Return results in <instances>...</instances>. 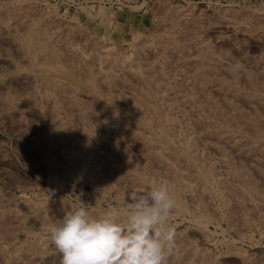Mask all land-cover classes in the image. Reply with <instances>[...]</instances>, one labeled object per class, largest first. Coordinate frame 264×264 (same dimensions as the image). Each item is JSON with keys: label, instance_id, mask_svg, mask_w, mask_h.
Listing matches in <instances>:
<instances>
[{"label": "bare ground", "instance_id": "obj_1", "mask_svg": "<svg viewBox=\"0 0 264 264\" xmlns=\"http://www.w3.org/2000/svg\"><path fill=\"white\" fill-rule=\"evenodd\" d=\"M167 7L170 6L167 5ZM164 8H166V6ZM226 8L223 9L225 14H219L223 19V21H220L221 28L230 31V28L233 29L234 27L235 29V27L241 28V26H243L246 30L244 32L245 34L241 36L245 37L247 34L246 31L249 32L251 35L247 34L249 36L248 38L246 36V38L250 41H256V39L258 41L264 36V33H261L262 35L259 34L261 37L256 36L255 33V35L252 34V30L264 28V16H261L262 20H260L261 18L258 17L260 14L256 15L252 11V13L245 12L243 14L241 12L242 14H240V10H238L239 14L235 11L236 14H230V9L228 13ZM1 10L0 124L1 127L3 126L2 129L6 128L8 131L11 130L13 132H10L11 135L15 133L14 136L16 135V137H18L16 139L19 141L18 144L22 155L27 152L33 153L32 155L36 154L41 162L39 165L43 166V169L50 173L49 175L43 174L45 177H49V179L46 178L47 181L49 180V182L56 183L57 186H60L62 181L65 182V180H61L60 177L53 176L50 170L60 172L65 178L71 180H74L76 175H79L85 180L91 181L94 185L95 189L93 188V191L90 189L89 192H93L90 193L95 197L103 195V191L107 189L116 190L119 197H122L124 194L134 190H145L156 186L160 181H166L175 199L174 213L175 211L187 213V209L189 208L186 203L187 201H185V197L191 199L196 209H202L204 207V201L208 199L207 197L209 196H205L206 191L204 192V189L201 190L200 184L202 183L201 179L206 178L205 180L208 179L217 186L218 191L225 199L228 212V221L226 219L228 223H226L232 233L235 232L239 235L242 230L244 231L245 228L249 227L243 228L242 226L244 225H240L243 229H236L235 226H233V220L237 211L243 212L246 217L252 212L254 217H256L253 218L252 216V222L256 219L255 224H257V226L264 225V204L257 201L259 196H263L264 198V147L260 144L264 142V52L260 56H256V59H252L253 57L250 59L252 54H248L250 57L244 55L246 57V62L250 59V64H248L249 66L251 65V67L248 68V66V69L245 67L243 68L242 66H244L246 62L244 65H241L242 61H239L241 64H238V62L234 63L235 61H231L229 57L227 58V55H229L226 53L227 50L224 51L227 55L222 54L223 51L220 54H216V50H213L212 46H210L211 44H209L211 42L208 43V41L201 38L198 31L199 28H205V25H203V20L206 22L205 19L202 20L201 16L199 17L198 14H196L197 17H194V14L191 15L192 13L189 14L188 11L186 12L188 14H186L184 10V13L180 11L174 12L177 10H174V8L172 10H167L166 8L165 11L163 10L164 12L162 11V13H160L162 14L160 15L161 20L159 19L160 21L157 22V24L162 22L160 28L163 27L161 25H166V27L164 26L163 29H160L158 26L157 28L155 27L157 30L159 29V31L154 30L153 32H155V34L151 32L153 35H150L151 37L147 42L145 40L140 42V46H142L140 52L135 50V48L134 51L136 52L132 54L130 50L131 56L128 55L130 54L129 52L127 55L125 52V55H122L123 53L121 55L116 54L113 48L105 45L106 42L97 43L93 41L94 43H92L89 38L90 36L87 37L88 33L84 34L85 24L83 25L84 29L82 31L80 27H76L78 23L71 24L69 22L70 24H64L65 21H62L63 24H61V22L59 23L56 20H52L53 18L51 20L47 19L48 21L44 19L46 23H43L40 17L42 15L40 14L41 12L39 13L40 16L37 14L36 16H38V18L35 17L33 20L23 21L22 19V21H16L14 17V14H17L16 12L8 14L6 17L1 14ZM8 12L10 13L11 10L7 11V13ZM17 12L19 13L20 11ZM259 12L261 13V11ZM51 13L52 12L47 14L48 18H51L49 16ZM175 13L177 14L174 15ZM55 14L56 13H54V15ZM204 15H206L204 16L205 18L208 17V13ZM39 17L41 19H39ZM52 17L54 16L52 15ZM190 17L192 18L191 21H189ZM209 17L212 16L209 15ZM213 17L216 19L217 16L215 15ZM209 19L210 18H208V20ZM69 20L71 21V19ZM188 21L192 24V26L190 25L191 28L188 27ZM186 24L187 27L185 26ZM209 24H207V26H209ZM214 24L215 23H213V25ZM216 26L217 25H214V27ZM85 30H87V28ZM261 31H264V29ZM136 34L140 36V33L137 32ZM229 34L231 33L229 32ZM95 38L96 37H94L93 40H95ZM78 39H82L81 42H78ZM247 39L244 38L243 41ZM263 41L264 40H262V42ZM110 43L108 44L110 45ZM248 43L251 42L248 41ZM254 44L256 43H253V45ZM112 46L114 45L112 44ZM130 46L133 47L132 45ZM122 48L123 46L121 49ZM247 49L249 51V48ZM170 52L174 53L176 62L172 64L175 65V67H171L182 74L186 84L188 82L190 86L199 92L195 95L194 93L196 91L193 90L195 92L193 93V91H191V94L188 93L186 97H182V95L179 94L182 98L185 97L184 101L190 102V108L192 109L190 116L185 118V122L183 121L184 124H182L183 122L181 123L182 119L178 121L179 119H177L176 116V109L180 108L181 103L178 102L180 106L176 105L174 100V103L170 100L172 98H168L170 101L166 102V98L163 95V93H165L163 92L164 89L168 86L167 82H170V72H167L169 68H167L166 65L167 63L171 65V60L170 64L167 60L169 58L168 55H173H170ZM245 54H247V51ZM157 55L162 58L161 64L159 60H157L159 63L156 61ZM242 58H244L243 54ZM158 73L160 75H158ZM171 78L172 76L170 79ZM180 82L182 81H179V83ZM188 88L190 89V87H186V89ZM175 90L177 89L175 88ZM182 104L185 105L186 103L184 102ZM180 113L183 118L182 113L184 112L181 110ZM29 124L34 128L30 131H34V133H31L33 136L28 133L27 128L31 126ZM181 135H183V140ZM164 139H168L169 141L181 139L180 141H183L186 151L192 154L199 162V172L195 171L196 169L194 170L192 168L188 161L185 160L186 158H183L184 155L182 156V154L179 153L178 150L180 148L178 150L175 149L178 152L174 149L172 150V146H170V148L166 146L168 143L165 144ZM168 140L167 142H169ZM15 141L17 143V140ZM201 141H204L203 144H211V148L213 147L214 152L216 151L215 153H218L217 161L222 163L225 169H227L228 179L226 181H222L218 178L217 174L219 173L217 172H220V169L216 171V167H213L214 164L213 161H211L212 157L210 156L211 160L207 157L210 155V152L206 154L207 156H204V158L201 157L202 154L201 156L198 155V145L202 143ZM172 143L173 142H171V144ZM3 145L2 147L5 148ZM199 146H201V144ZM2 150L0 148V171L3 175V172L6 173V170L12 168V165L10 166L4 154L7 151L3 152ZM9 156L10 155H8V157ZM10 157H12V154ZM27 159L29 158H26V160ZM191 160V163H193L194 160ZM8 173L10 174V172ZM22 179L25 180L26 176ZM24 180L17 181L22 183V181L25 182ZM10 182L16 183V181ZM19 182H17L15 186H17ZM32 183L30 182V185ZM72 183L74 184V182ZM69 184L71 185V183ZM35 186L36 183L33 187ZM25 187L27 188V186H24V188ZM22 188L23 187H21V189ZM76 188L79 189V187ZM0 190L2 193L5 189L3 190L1 188ZM238 190H242V194H240ZM116 192L114 193L116 194ZM1 193L0 264H43L46 260V256H48L47 254L55 248L51 240L44 242L42 240L43 237L36 238L34 244L26 246L22 243L24 247L19 249H17L18 247L16 248L14 244H16V241L23 239V237L31 236L32 232H30L28 226L40 225V228L44 226L48 227L51 220H48L47 214L49 213L44 209L46 204L44 205L41 200H37L36 202L32 200L33 202H30L23 199L24 202H21L23 203L21 207L36 210L35 215H32L33 217L28 219L26 218L27 216L22 213L25 209H18V207H20L18 205L20 204L16 205V202V204H14V201L12 202L10 200V205L4 207V200L6 199L8 201V192L6 193L5 191L6 196ZM35 193L38 194V192ZM23 194L25 193L23 192ZM40 195L43 194L41 193ZM43 200H47V198ZM120 201L121 200L118 202ZM123 201L126 202L125 200ZM59 202L60 201H58L57 204ZM63 203L64 202H62V204ZM207 205L209 206V204ZM207 205L205 207L210 209L211 207L209 206L210 208H208ZM210 205L212 204L210 203ZM93 206L91 207L94 208L95 206ZM98 206L100 207L101 205L98 204ZM205 207L204 209H206ZM28 209H26V211ZM123 209L121 210L123 211ZM26 211L24 213H26ZM102 213L103 212L98 211L94 213V215ZM125 213L127 212L125 211ZM52 214H49L51 215L49 217H52ZM172 216H170V218ZM224 216L227 215L224 214ZM53 218L54 217L51 218L52 221ZM184 220H187V218ZM249 220H247L248 223L250 222ZM187 221L191 225L192 230L195 231L194 233H205V231L208 230V225L214 223L211 222L212 220L207 214L191 216ZM224 223L222 224L224 225ZM185 227L187 226H184V228ZM218 228L221 229L222 227ZM181 229L178 231L174 230V246L167 256L165 264H182L184 258L192 260L199 258L204 261L211 260L210 256L213 253L212 251L211 254L209 253L211 248L201 250L198 247V243L193 241L195 238L193 237V240H191L188 236L192 231L187 234V231L185 232ZM250 229L251 228H249V230ZM222 231H224V229ZM37 232L38 231L35 232L36 235ZM34 235L32 234V236ZM191 235H193V233ZM221 235L223 234L221 233ZM224 235L226 236V233ZM238 235L236 234V236ZM244 235L246 234L244 233ZM231 236L233 237V235ZM206 241L208 240L206 239ZM210 246H212L211 243ZM242 253L245 254V252ZM259 253L255 252L254 255L253 252V256L250 254V256H242L243 263L264 264V256L261 253V258ZM57 255L56 253V259H58ZM215 258L214 260H217V257ZM192 260L190 264L194 262ZM224 261L228 263L227 259ZM233 261L232 259L230 262ZM48 262L51 263L49 260ZM216 262L218 263V261ZM216 262L215 264H217ZM183 263L185 264V262ZM202 263L204 264V262ZM211 263L214 264L213 261ZM233 263H235V261ZM57 264H60V260ZM220 264L222 263L220 262Z\"/></svg>", "mask_w": 264, "mask_h": 264}, {"label": "rangeland", "instance_id": "obj_2", "mask_svg": "<svg viewBox=\"0 0 264 264\" xmlns=\"http://www.w3.org/2000/svg\"><path fill=\"white\" fill-rule=\"evenodd\" d=\"M14 1V2H13ZM189 3V4H188ZM235 3V4H234ZM9 4V5H8ZM14 4H16V5H14ZM157 4V5H156ZM160 4V5H159ZM153 5H154V7H153ZM164 5V6H163ZM167 5L168 6H170V7H167ZM190 5H191V8H190ZM226 5V6H225ZM166 6V8H167V10L169 9V10H172L173 8H174V10L175 9H177V10H175L174 12H177V11H180V12H183V10L185 11V13L188 11V13L189 14H191V15H193L194 17L196 16L197 17V15L196 14H198V16L200 17L201 16V18H202V20L203 19H205V21L206 22H204V20H203V25H205V28H199V31H198V33L201 35V38L202 39H204V40H206V41H208V43L209 42H211V43H209V44H211L210 46H212V48H213V50L215 49L216 51H215V53L216 54H220L222 51V54H229V55H227V58L229 57V59L231 60V61H235L234 63H237L238 62V64H241L240 62L242 61V64L241 65H244V63L246 62V57L244 56V55H246V56H249V55H251V57H250V59L252 58V59H256L258 56H260L263 52H264V41L262 42V40H264V36L263 37H261V33H264V31H261V30H263V29H254V30H252V34L253 35H255L256 34V36H259V34H261L259 37H261V39L260 40H258L257 41V39H256V41L254 40V41H250L249 39H247L248 38V36L249 35H251L249 32H247L246 31V33L247 34H249V35H247L246 34V36H247V38H246V36L245 37H243V36H241V35H244L245 33V30L246 29H244L245 27H243V26H241V28H236L235 27V29H234V27H233V29L232 28H230V31H226L227 29H224V28H221L220 27V24H221V22L220 21H223V19H222V17H221V13H224L223 12V9H225L226 7V11L228 12V10L230 11V14L231 13H235V12H237V14H239L238 13V10H240V14H244L245 12L246 13H255L256 15H259L258 17L259 18H261L260 20H262V17L264 16V0H0V10H1V14L2 15H4V16H6L7 17V15L8 14H12V13H17V14H14L15 16V20L16 21H22V19H23V21H25V20H33V19H35V17L36 18H38V16H36L37 14L39 15V13L40 14H42L40 17L42 18H40L39 17V19H41L42 21H43V23H46L45 21L48 19H52V20H56V21H58L59 23L61 22V24H63V22H64V24H68L69 22L71 23V24H77L76 25V27L78 28V27H80V29L83 31V29L85 28H87V30L89 31H87V30H85L84 29V34H87L86 36L87 37H89L90 39V41H92V43H94L95 41L97 42V43H103V42H106V44L105 45H107V47H110V48H113V51L114 52H116V54H119V55H121L122 53V55H125V53H126V55H127V53L129 52L130 54H128V55H132L133 53H135L136 51H134V49L135 50H137L138 52H140V50H142V46H140V42H142V41H148L149 39H150V37L153 35V33L155 34V32H153L154 30L155 31H159V29L157 30L156 28H157V26L160 28V24L162 23V22H160V23H158L157 24V22H159L160 20H161V17H160V15H162V14H160V13H162V11L164 10H166V8H164ZM231 6V7H230ZM12 7V8H11ZM16 7H18V8H16ZM21 7V8H20ZM29 7V8H28ZM162 7V8H161ZM11 8V9H10ZM41 8V9H40ZM44 8V9H43ZM156 8H158V9H156ZM183 8V9H182ZM205 8V9H204ZM218 8V9H217ZM222 8V9H221ZM21 9V10H20ZM153 9V10H152ZM156 9V10H155ZM186 9V10H185ZM204 9V10H203ZM210 10V11H208V10ZM236 9V10H235ZM249 9V10H248ZM9 10H11V12L9 13H7V11H9ZM20 11V12H22V13H18L17 11ZM101 10H103V11H101ZM152 10V11H151ZM189 10H192V11H189ZM216 10V11H215ZM219 10V11H218ZM222 10V11H221ZM243 10V11H242ZM255 12H254V11ZM3 11V12H2ZM38 13H37V12ZM43 11V12H42ZM159 11V12H158ZM163 11V12H164ZM196 11V12H195ZM221 11V12H220ZM233 11V12H232ZM235 11V12H234ZM250 11V12H249ZM252 11V12H251ZM259 11H261V13L259 12ZM5 12V13H4ZM50 12H52L49 16L51 17V18H48V15L47 14H49ZM103 13V15H102V13ZM214 12V13H213ZM218 12V13H217ZM226 12V13H227ZM242 12V13H241ZM257 12V13H256ZM45 15H44V14ZM54 13H56L55 15H54ZM57 13H58V15H57ZM98 13H99V15H98ZM184 13V12H183ZM188 13H186V14H188ZM207 14L208 13V17H204V16H206V15H204V14ZM216 13V14H215ZM229 13V12H228ZM23 15V16H21V15ZM177 13H175L174 15H176ZM219 14H221V15H219ZM225 14V13H224ZM236 14V13H235ZM26 15V16H25ZM52 15L55 17H52ZM57 15V16H56ZM60 15V16H59ZM62 15V16H61ZM209 15L210 16H212V17H209ZM217 16L216 17V19L213 17V16ZM218 15H219V17H218ZM45 16V17H44ZM47 16V17H46ZM65 16V17H64ZM101 16V17H100ZM156 16V17H155ZM193 16H191V17H193ZM262 16V17H261ZM17 17V18H16ZM23 17V18H22ZM27 19H26V18ZM76 17V18H75ZM160 17V18H159ZM189 18V21H191L192 20V18ZM66 18V19H65ZM99 18V19H98ZM127 18V19H126ZM208 18H210L209 20H208ZM213 18V19H212ZM44 19H45V21H44ZM65 19V20H64ZM69 19H71V21L69 20ZM160 19V20H159ZM207 19V20H206ZM47 20V21H48ZM60 20V21H59ZM67 20V21H66ZM158 20V21H157ZM263 20H264V17H263ZM63 21V22H62ZM80 21V22H79ZM98 21H99V23H98ZM106 21V22H105ZM187 22L188 23V27H190V25L192 26V24H191V22ZM216 21V22H215ZM76 22V23H75ZM103 22V23H102ZM127 22V23H126ZM135 22H136V24H135ZM212 22V23H211ZM69 23V24H70ZM126 23V24H125ZM134 23V24H133ZM204 23H207V24H209V26H207V24H204ZM213 23H215L214 25H217L216 27H214V25H213ZM85 24V25H84ZM104 24V25H103ZM164 24V23H163ZM79 25V26H78ZM83 25H84V28H83ZM129 25H130V27H129ZM213 25V26H212ZM120 28H119V27ZM132 26V27H131ZM161 26H165L166 27V25H161ZM186 27H187V24L185 25ZM212 27V29H211V27ZM139 27V28H138ZM156 27V28H155ZM163 27H161L160 29H163ZM185 27V28H186ZM202 27H204V26H202ZM219 27V28H218ZM243 27V28H242ZM122 28V29H121ZM155 28V29H154ZM191 28V27H190ZM210 28V29H209ZM107 29V30H106ZM200 29H201V31H200ZM222 29V30H221ZM232 29V30H231ZM244 31H243V30ZM221 30V31H220ZM229 30V29H228ZM239 30V31H238ZM243 32H242V31ZM258 30V31H257ZM87 31V32H86ZM106 31V32H105ZM145 31V32H144ZM202 31H203V33H202ZM223 31H224V34H223ZM257 31V32H256ZM140 33V36H138V34H136V33ZM151 32H153V33H151ZM221 34H220V33ZM228 32V33H227ZM229 32L231 33V34H229ZM242 32V33H241ZM260 32V33H259ZM112 33V34H111ZM151 33V34H150ZM237 33V34H236ZM240 33V34H239ZM255 33V34H254ZM142 34V35H141ZM146 34V35H145ZM137 36V37H135V36ZM151 35V36H150ZM199 35V36H200ZM228 35V36H227ZM235 35H237V36H235ZM264 35V34H263ZM96 37L97 39H101V40H97L96 38H95V40H93V38L94 37ZM220 36V37H219ZM225 37V38H224ZM240 37V38H239ZM243 37V38H242ZM103 38H105V39H103ZM142 38V39H141ZM230 38V39H229ZM247 39L249 42H251V43H248V41L247 40H244L243 41V39ZM108 39V40H107ZM136 39V40H135ZM141 39V40H140ZM235 39V40H234ZM82 40V39H81ZM81 40H79L78 39V42H81ZM103 40V41H102ZM94 41V42H93ZM124 41H125V43H124ZM231 41H233V42H231ZM238 41V42H237ZM247 41V42H246ZM110 43V45L108 44V43ZM115 44H114V43ZM128 42V43H127ZM130 42V43H129ZM261 42V43H260ZM122 43V44H121ZM134 43V44H133ZM235 43H236V45H235ZM241 45H240V44ZM253 43H256V44H254L253 45ZM258 43V44H257ZM260 43V44H259ZM263 43V44H262ZM112 44L114 45V46H112ZM245 44V45H244ZM252 44V45H251ZM262 44V45H261ZM109 45V46H108ZM117 45V46H116ZM130 45H132L133 47H131ZM136 45V46H135ZM244 45V46H243ZM123 46V48H125V49H121V47ZM130 46V47H129ZM236 47H237V49H236ZM245 47H247V48H249V51H248V49L247 48H245ZM132 48V49H131ZM240 48H245V49H240ZM222 49V50H221ZM224 49V50H223ZM250 49H253V50H250ZM126 50V51H125ZM130 50L132 51V54H131V52H130ZM221 50V51H220ZM227 50V52L225 53L224 51H226ZM241 50V51H240ZM247 51V54H245V52ZM121 53H120V52ZM254 51V52H253ZM256 51H257V53H256ZM125 52V53H124ZM229 52V53H228ZM243 52V53H242ZM241 53V54H240ZM170 55H172V56H169L168 55V61H169V64H170V60H171V65H168V63L166 64L167 65V68H169V69H167V72L169 73L170 72V76H169V80H170V82L168 81L167 82V87H166V89H164V91L163 92H165V93H163V95L165 96V101L167 102V101H172L173 102V100H174V102H175V104L176 105H179L178 104V102H180L181 104V106H180V108L177 110L176 109V116H177V119H179L178 121H180L181 119V123L185 120V118L187 117V116H190V113H191V111H192V109L190 108L191 107V105L189 104L190 102H188V101H184L185 100V97L187 96V94L189 93V94H191L190 92L191 91H193V90H195L192 86H190L189 85V83L187 82V84H186V81H184L185 80V78L184 77H182V74L180 73V72H177V71H175V68H173V67H175V65H172V64H175L176 62H175V57H174V53L172 52H170L169 53ZM231 54V55H230ZM242 54H243V57L244 58H242ZM249 54V55H248ZM158 57H157V59H156V61L157 60H159L160 61V64H161V60H162V58H161V56H159V55H157ZM255 56V57H254ZM257 56V57H256ZM146 57V56H145ZM172 57V58H171ZM233 59H231V58ZM160 58V59H159ZM242 58V59H241ZM244 59V60H243ZM250 59H249V61H250ZM174 60V61H173ZM159 61H157L158 63H159ZM167 61V62H168ZM240 61V62H239ZM244 61V62H243ZM249 61H247L246 62V66L244 65V66H242L243 68L245 67L246 69H248V68H250L251 67V65L249 66ZM173 62V63H172ZM249 63V64H248ZM240 65V66H241ZM171 66H173V67H170ZM249 66V67H248ZM248 67V68H247ZM169 70V71H168ZM173 72V74H172V72ZM175 71V72H174ZM254 71V70H253ZM175 74H177V75H175ZM180 74V75H179ZM158 75H160L159 73H158ZM172 76V78L170 79V77ZM174 76V77H173ZM180 77V78H179ZM174 80V81H173ZM179 81H182V82H180L179 83ZM170 83V84H169ZM174 84V85H173ZM263 84H264V82H263ZM173 86V87H172ZM178 87V88H177ZM186 87H190V89L188 88V89H186ZM175 88L177 89V90H175ZM169 89H171V90H169ZM166 90V91H165ZM190 90V91H189ZM169 92V94H168V92ZM188 91V92H187ZM196 91V90H195ZM195 91H193V93L195 92ZM179 92V93H178ZM184 93H186V94H184ZM199 92L198 91H196L194 94L196 95V94H198ZM176 94V95H175ZM179 94H181L182 95V97L183 96H185L184 98H182L181 97V95H179ZM175 95V96H174ZM173 96V97H172ZM197 96H199V95H197ZM168 98L170 99V98H172V99H170V100H168ZM175 98V99H174ZM176 100H177V102H176ZM173 102V103H174ZM186 103L185 105L184 104H182V103ZM188 102V103H187ZM185 108V109H184ZM187 108V109H186ZM190 108V109H189ZM181 110L184 112V113H186V114H189V115H186V114H184V113H182L183 114V118H182V115H181ZM178 113H180V114H178ZM186 115V116H185ZM180 117V118H179ZM185 122V121H184ZM184 122L182 123V124H184ZM29 125H31V124H29ZM0 127H1V124H0ZM3 127V126H2ZM2 127L0 128V140H2V141H0L1 143V145H0V148H1V150L2 149H4V150H2L3 152H5V151H7V152H5L4 154L6 155V157H7V159H8V161H9V163H10V166L12 167V168H10V170H6V173L5 172H3V175L1 174L2 172L0 171V187L4 190V192H0L2 195H4L5 194V191H6V193H7V199H8V201L5 199L4 200V202H3V205H4V207H7V206H9L10 205V200L14 203V204H16V205H18V204H20V205H18V206H22V204L23 203H21V202H24V200L23 199H25V200H27V201H30V202H36L37 200H41L42 202H43V204L45 205H43L45 208V211H47V213H49V214H52L54 211V213L52 214L53 216L52 217H54L53 218V221H52V217H49V216H51V215H49V214H47V216H48V220H51L50 222L51 223H53V224H56V223H58L60 220H61V218L65 215V213H67L68 211H71V210H74L75 208H77V207H80V206H82V205H86L87 207H88V209H89V211L91 212V213H93V215H94V213H96V212H104V211H106V210H108L109 208L110 209H112V207H113V209H115V210H117L118 212H120V216H121V219H123L125 216H126V214L127 213H125V211L126 212H128V207H127V204L129 203V201L128 200H126L127 199V194L128 193H126V194H124L122 197H119V195L117 194V192H116V190H104L103 191V195H101V196H99V197H95L93 194H91V193H93V192H91V191H93L95 188H94V185L91 183V181H87V180H85L83 177H81V176H79V175H76V177H75V179L74 180H71V179H67V178H65L64 177V175L62 174V173H60V172H55V171H52V170H50V172H51V174L53 175V176H58V177H60V179L61 180H65V182H61L62 184V186L60 187V186H57L56 185V183L54 184V183H52L51 181L49 182V180L47 181V179H49V177H45L44 175L46 174V175H49L50 173H48V171L47 170H45V169H43L44 167L43 166H41V165H39V164H41V162H40V160H39V158L36 156V154H34V155H32L33 153H30V152H27V153H25V154H23L24 155V157H23V155H22V152H21V149H20V146H19V141H18V139H16V138H18V137H16V135L14 136V134H12L11 135V133H13L11 130L10 131H8L6 128H3L2 129ZM29 127H30V129H29ZM28 128H27V130H28V133H30V135H32L31 133H34V131H32V132H30L31 130H33L34 128H33V126L31 125V126H29ZM5 130H6V132H5ZM11 132V133H10ZM4 134V135H2V134ZM6 135V136H5ZM33 136V135H32ZM3 137V138H2ZM14 139H13V138ZM181 137H182V140L184 139L183 138V135H181ZM4 139V140H3ZM6 140V141H5ZM15 140H17V143H16V141ZM167 140L168 139H164V143L166 144V143H168V144H166V146L167 147H169L170 148V146H172L171 147V149L173 150H178L179 148V153H181L182 154V156H183V158L185 159V160H187L188 161V163L192 166V168L195 170V171H197V172H199V170H200V166L198 165L199 164V162L197 161V159L196 158H194V156L192 155V154H190V153H188V151H186V148H185V145H184V143H183V141L181 142L180 140L181 139H178L181 143H183V144H181L178 140H176V141H169V142H167ZM5 141V142H4ZM166 141V142H165ZM171 142H173L172 144H171ZM176 142V143H175ZM178 142H179V144H178ZM202 143H200L201 144V146H199L198 145V155H200L201 156V154H202V156L201 157H203L204 158V156L206 157L207 155L206 154H209V152H210V155H208L207 157H209V159L211 160V158H210V156L212 157V160L211 161H213V167L215 168V170L216 171H218V169H220L219 171L220 172H217V173H219V174H217L218 175V178L220 179V180H222V181H226L227 179H228V177H227V175H228V173H227V169H225V166L222 164V163H219V161H217L218 159H217V155H218V153H215L214 152V149H213V147L211 148V144H203V142L204 141H201ZM4 145H3V144ZM170 143V144H169ZM14 144H16V145H14ZM178 146H177V145ZM181 144V145H180ZM202 144H203V146H202ZM263 147H264V142H261L260 143ZM2 145L3 146H5V148L4 147H2ZM183 145V146H182ZM6 147H7V149H6ZM174 147V148H173ZM203 148V150H202V148ZM209 150H208V149ZM17 149V150H16ZM175 150V151H176ZM178 151H176V152H178ZM180 151H183V152H180ZM203 152V153H200V152ZM8 152H9V154H8ZM13 152V153H12ZM16 152V153H15ZM205 152V153H204ZM29 153V154H28ZM200 153V154H199ZM11 154H12V157H10L11 156ZM18 154H20V155H18ZM186 154V155H185ZM204 154V155H203ZM8 155H10L9 157H8ZM31 155V156H30ZM188 155V156H187ZM35 156V157H34ZM193 156V157H192ZM216 157V159H215V157ZM22 157V158H21ZM191 157V158H190ZM26 158H29V159H27L26 160ZM35 158H36V160H35ZM34 159V160H33ZM191 159H193L194 161H193V163H191L192 162V160ZM206 159H208V158H206ZM215 159V160H214ZM16 162H15V161ZM191 160V161H190ZM29 161V162H28ZM217 161V162H216ZM39 162V163H38ZM216 164H215V163ZM13 163V164H12ZM15 163V164H14ZM195 163V164H194ZM29 164V165H28ZM221 164V165H220ZM32 165V166H31ZM36 165V166H35ZM197 167H196V166ZM38 166H40V167H38ZM223 166V167H222ZM15 167H16V169H15ZM35 167V168H34ZM42 167V168H41ZM3 168V167H2ZM37 168V169H36ZM198 168H199V170H198ZM222 168V169H221ZM224 168V169H223ZM11 169H12V172H11ZM13 169H14V171H13ZM24 169V170H23ZM18 170V171H17ZM26 170V171H25ZM44 170V171H43ZM10 172V174L8 173V172ZM225 171H226V173H225ZM46 172V173H45ZM5 174V175H4ZM16 174V175H15ZM25 174V175H24ZM44 174V175H43ZM18 175V176H17ZM221 175V176H220ZM5 176V177H4ZM6 176H8L9 177V179H8V177H6ZM10 176H11V178H10ZM15 178H14V177ZM21 176V177H20ZM24 176V177H23ZM25 176H26V179H27V181L29 182H27L26 181V179L24 180V179H22V178H25ZM223 176V177H222ZM4 177V178H3ZM44 177H45V179H44ZM1 178H3V179H1ZM8 180H6V179ZM14 178V179H13ZM32 178V179H31ZM34 178V179H33ZM47 178V179H46ZM11 179H13V180H11ZM29 179V180H28ZM206 178H202L201 180V184H200V187L202 188L201 190H203L204 192L206 191L207 192V190H208V192H207V194H206V192H205V196L207 197V195L209 196V197H207L208 199H205V203H204V207L207 205V204H209V206L211 207H209L208 205V208H210L211 210H213V211H211L210 209H207V207H205L206 209H204V207L202 208V209H196L195 208V205H193L192 204V201H191V199L189 198V197H185V201H187L186 203L188 204V208L189 209H187V213L186 212H176L175 211V213H174V210H175V208H173L172 210V212H171V218L169 219V225L174 229V230H176V231H178V230H180L182 227L184 228V226H187V227H185L184 229L182 228L181 230L183 231H187L186 233L187 234H189L191 231V234L193 233V235H191V234H189L188 236H189V238L191 239V240H193V237L195 238L193 241H195L196 243H198V247L201 249V250H207V249H210L211 248V250L209 251V253L211 254V251L213 252L212 254H211V256H210V258H211V262L213 261L214 262V264H215V262L216 261H218V263L217 264H220V262L222 263V264H245V263H243L244 261H243V258H242V256H244V255H246V256H250V255H252L253 256V252H254V255H255V252H261L262 254H263V256H264V225L262 226V225H258V226H260V227H258L257 226V224H255L256 223V219L254 220V222H252L253 221V219H252V216H253V218H256V217H254V215H253V213L251 214H248L247 215V217L250 219H248L246 216H244V213L243 212H241V211H237V213H236V215H235V218H234V224H233V226H235V228L236 229H243V228H245V227H248V228H245L244 229V231L242 232H240L241 233V235H240V233H239V235H238V233H235V232H231V229H229V227H228V212H227V207H226V202H225V199L223 198V196L221 195V193L218 191V188H217V186L212 182V181H209L208 179L207 180H205ZM4 180V181H3ZM17 180H24L25 182H23L22 181V183L21 182H19V181H17ZM32 180V181H31ZM76 180H78V181H76ZM203 180H205V181H203ZM10 181H12V182H15L16 181V183L17 182H19L18 184H17V186H15V184L14 183H11ZM37 181V182H36ZM76 181V182H75ZM9 182V183H8ZM30 182L32 183V182H34V183H32L31 185H30ZM46 182V183H45ZM72 182H74V184L72 183ZM79 182V183H78ZM24 183V184H23ZM35 183H36V186L35 187H33L34 185H35ZM52 183V184H51ZM65 183V184H64ZM69 183H71V185L69 184ZM212 183V184H211ZM29 184V185H28ZM41 184V185H40ZM77 184V185H76ZM84 184V185H83ZM202 184H204L205 186H207V187H205L204 185H202ZM210 184V185H209ZM264 184V183H263ZM53 185V186H52ZM68 185V186H67ZM80 185H83V186H80ZM91 185V186H90ZM212 185V186H211ZM14 186V187H13ZM19 186H21V187H23L22 189H21V187H19ZM24 186H27V188L25 189L24 188ZM32 186V187H31ZM42 186V187H41ZM47 186V187H46ZM55 186V187H54ZM71 186V187H70ZM17 187H19V188H17ZM45 187V188H44ZM74 187V188H73ZM76 187H79V189H77ZM83 187V188H82ZM210 187V188H209ZM264 187V186H263ZM0 188V189H1ZM48 188V189H47ZM63 188V189H62ZM76 188V189H75ZM86 188V189H85ZM94 188V189H93ZM208 188V189H207ZM26 191H25V190ZM34 189V190H33ZM50 189H52V190H50ZM91 189V193L89 192V190ZM209 189H211V190H209ZM215 189H217V190H214ZM23 190V191H22ZM81 190V191H80ZM85 190H86V192H85ZM1 191V190H0ZM31 191V192H30ZM33 191V192H32ZM111 191V192H110ZM209 191H210V193H209ZM239 191V190H238ZM23 192L25 193V194H23ZM35 192H38V194L37 193H35ZM108 192V193H107ZM114 192H116V194L114 193ZM129 192H130V190H129ZM31 193V194H30ZM43 194V195H40V194ZM209 193V194H208ZM217 193V194H216ZM219 193V194H218ZM239 193L240 194H242V190H240L239 191ZM10 194V195H9ZM28 194H30V195H28ZM87 194V195H86ZM89 194V195H88ZM115 195V197H114V195ZM215 194V195H214ZM14 195V196H13ZM27 195V196H26ZM36 197H35V196ZM92 197H91V196ZM105 195V196H104ZM107 195V196H106ZM4 196H6V194L4 195ZM12 198H11V197ZM33 196V197H32ZM45 198H44V197ZM88 196V197H87ZM212 196V197H211ZM219 196V197H218ZM11 199H10V198ZM28 197V198H27ZM41 197V198H40ZM43 197V198H42ZM91 197V198H90ZM105 197V198H104ZM111 197H112V199H114V200H112L111 199ZM205 197V198H206ZM19 198V199H18ZM31 198V199H30ZM47 198V200H43V199H46ZM212 198V199H211ZM19 201H18V200ZM92 199H93V202H92ZM102 199V200H101ZM109 199V200H108ZM112 201H111V200ZM117 199H119V200H121L120 202H118L119 200H117ZM222 201H221V200ZM20 200H22V201H20ZM33 200V201H32ZM56 200H58V201H60L58 204H57V202L58 201H56ZM99 200V201H98ZM101 200V201H100ZM116 200V201H115ZM123 200H125L126 202H124ZM109 201H111V202H109ZM257 201L259 202L260 201V203H262V204H264V198H263V196H259L258 197V199H257ZM11 202V203H12ZM16 202V203H15ZM46 202V203H45ZM62 202H64L63 204H64V206H63V204H62ZM92 202V203H91ZM118 202V203H117ZM9 203V204H8ZM54 205H53V204ZM109 203V204H108ZM113 203V204H112ZM117 205H116V204ZM120 203V204H119ZM210 203L213 205V207H212V205H210ZM52 204V205H51ZM60 204V205H59ZM98 204L99 205H101L100 207L98 206ZM110 205V206H108V205ZM116 206H115V205ZM123 204V205H122ZM215 204V205H214ZM49 205V206H48ZM93 206L94 208H92L91 206ZM103 205V206H102ZM121 205V206H120ZM124 205H125V208H124ZM48 206V207H47ZM54 206H56V207H54ZM107 206V207H106ZM192 206V207H191ZM216 206V207H215ZM18 207V209L20 210H24V212L26 211V209H28L27 207ZM49 207H53L52 209L51 208H49ZM59 207H60V209H59ZM99 208V209H97V208ZM190 207H191V209H190ZM219 207V208H218ZM117 208V209H116ZM124 208V209H123ZM212 208H215V209H212ZM218 208V209H217ZM49 209V210H48ZM121 209H123V211L121 210ZM53 210V211H52ZM65 210V211H64ZM92 210V211H91ZM191 210V211H190ZM201 210V211H200ZM210 210V211H209ZM225 210V211H224ZM27 211H30V212H27ZM26 211V213H24V212H22L23 213V215H25V216H27L26 218H28V219H30V218H32L34 215H35V213H36V210H30V209H28ZM31 211H33V212H31ZM49 211V212H48ZM52 211V212H51ZM205 211H209L210 212V214H209V212H205ZM214 211H216V212H214ZM122 212V213H121ZM216 213V214H214V213ZM225 212V213H224ZM227 212V213H226ZM61 213V214H60ZM125 213V214H124ZM194 213V214H193ZM241 213V214H240ZM27 214V215H26ZM29 214V215H28ZM56 214H58V215H56ZM124 214V215H123ZM190 214V215H189ZM193 214V215H192ZM201 214H207V215H209V217L211 218V222H214V223H210L209 225H208V230L207 231H205V233L203 232H200V233H194L195 231H193L192 230V227H191V225L188 223V221L187 220H189L190 218H191V216H200ZM214 214V215H213ZM224 214H226L227 216H224ZM33 215V216H32ZM189 215V216H188ZM24 216V217H25ZM60 216V217H59ZM62 216V217H61ZM188 216V217H187ZM215 216V217H214ZM242 216V217H241ZM251 216V217H250ZM175 219H174V218ZM190 217V218H189ZM227 217V218H226ZM50 218V219H49ZM57 218V219H56ZM185 218H187V220H184ZM224 219V220H223ZM226 219H227V221H226ZM245 219V220H244ZM176 222H175V221ZM235 220H236V222H235ZM240 220V221H239ZM247 220H249L250 222L248 223V221ZM184 221H185V224H184ZM223 221V222H222ZM238 221V222H237ZM172 222V223H171ZM179 222V223H178ZM180 222H181V224H182V226H181V224H180ZM187 222V223H186ZM225 222V223H224ZM227 222V223H226ZM239 222H240V224H239ZM243 222H245V223H243ZM246 222H247V224H246ZM51 223H49V225H48V227L49 228H51V226L53 225V224H51ZM178 223V224H177ZM218 223V224H217ZM222 223H224V225L222 224ZM242 223V224H241ZM251 223V224H250ZM254 224V225H253ZM175 225V226H174ZM177 225V226H176ZM212 225V226H211ZM219 225V226H218ZM221 225V226H220ZM237 225V226H236ZM242 225H244V226H242L243 228H241V226ZM247 225V226H246ZM251 225V226H250ZM31 226V227H30ZM30 226H28L29 228H30V232H32L31 233V236H28V237H23V239H20V240H18V241H16V244H14V246L17 248V249H19V248H22V247H24V245H26V246H30V245H32V244H34L35 242H36V238H42V240L44 241V242H46L47 240H51L50 239V236H48L49 235V231H50V229L47 227V226H44L43 228H40V225H35V226H33V225H30ZM39 226V227H38ZM210 226V227H209ZM217 226V227H216ZM240 226V227H239ZM256 226V227H255ZM262 226V227H261ZM40 229H38V228ZM42 227V226H41ZM46 227V228H45ZM177 227V228H176ZM190 227V228H189ZM216 227V229L214 230V228ZM218 227H222L221 229H219ZM258 227V228H257ZM218 228V229H217ZM234 228V229H235ZM249 228H251L250 230H249ZM34 229V230H33ZM43 229V230H42ZM49 229V230H48ZM188 229V230H187ZM224 229V231H222ZM229 229V230H228ZM47 230V231H46ZM212 230V231H211ZM226 230H227V232H226ZM36 231H38L37 232V235H36ZM43 231V232H42ZM210 231V232H209ZM215 231V232H214ZM217 231V232H216ZM220 231H221V233L223 234V235H221V233H220ZM230 231V232H229ZM48 232V233H47ZM213 234H212V233ZM220 234H219V233ZM34 233H35V235H34ZM39 233V234H38ZM214 233H216V234H214ZM218 233V234H217ZM226 233V236L224 235ZM234 233H235V236H234ZM242 233H243V235H244V233L246 234V235H242ZM253 233V234H252ZM32 234L34 235V236H32ZM236 234L238 235V236H236ZM263 234V235H262ZM40 235H42V236H40ZM44 235V236H43ZM47 235V236H46ZM191 235V236H190ZM231 235H233V237L231 236ZM203 236H204V238H206L208 241H206V239H204L203 238ZM26 238V239H25ZM45 238V239H44ZM201 238H203V239H201ZM210 238V239H209ZM237 238V239H236ZM230 239V240H229ZM234 239H236V240H234ZM26 240H30V241H26ZM34 240V241H33ZM227 240V241H226ZM233 240H234V242H233ZM238 240V241H237ZM32 241V242H31ZM210 241V242H209ZM230 241V242H229ZM17 242H18V244H17ZM29 242V243H28ZM43 242V243H44ZM205 242H207V243H209V244H207V243H205ZM215 242V243H214ZM232 242V243H231ZM21 243V244H20ZM22 243L24 244V245H22ZM205 243V244H204ZM210 243L212 244V246H210ZM245 243V244H244ZM20 244V245H19ZM240 244V245H239ZM206 245H207V247H206ZM20 246V247H19ZM254 246V247H253ZM258 246V247H257ZM253 247V248H252ZM215 248V249H214ZM255 248H256V250H255ZM255 250V251H254ZM55 251H57V252H55ZM55 252V253H54ZM242 252H245V254H243ZM252 252V253H251ZM56 253L58 254L57 256V258L60 260V254H59V252H58V250L57 249H53L50 253H48L47 255L48 256H46V260L44 261V263L43 264H53V262H54V264H57V263H59V260L58 259H56ZM215 253V254H214ZM228 253V254H227ZM261 253H259V256L262 258V254ZM55 254V255H54ZM217 254V255H216ZM250 254V255H249ZM221 255V256H220ZM227 255V256H226ZM239 255V256H238ZM53 256V257H52ZM218 256H219V260H218ZM222 256H223V258H222ZM259 256H257V257H259ZM215 257H217V260H214V258ZM264 258V257H263ZM52 259V260H51ZM54 259V260H53ZM185 259H187V258H184L183 260H182V264H184L183 262H185V264H190V261L192 260V259H187V260H185ZM216 259V258H215ZM221 259V260H220ZM227 259V262L228 263H226V261H224V260H226ZM232 259L235 261V263H233V262H230V261H232ZM48 260L49 261H51V263L50 262H48ZM185 260V261H184ZM188 260H189V263H188ZM209 260H201V259H194V260H192V261H194V262H192V264L194 263V264H203L202 262H204V264H212ZM238 260V261H237ZM187 261V262H186ZM220 261V262H219ZM237 261V262H236ZM57 262V263H56ZM201 262V263H200ZM225 262V263H224Z\"/></svg>", "mask_w": 264, "mask_h": 264}, {"label": "clouds", "instance_id": "obj_3", "mask_svg": "<svg viewBox=\"0 0 264 264\" xmlns=\"http://www.w3.org/2000/svg\"><path fill=\"white\" fill-rule=\"evenodd\" d=\"M128 212L93 215L86 205L52 225L49 236L60 264H165L174 246L169 225L175 199L166 181L127 194Z\"/></svg>", "mask_w": 264, "mask_h": 264}]
</instances>
